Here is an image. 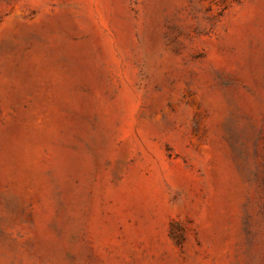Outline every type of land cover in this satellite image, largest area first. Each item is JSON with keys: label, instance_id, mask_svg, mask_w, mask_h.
<instances>
[{"label": "rangeland", "instance_id": "obj_1", "mask_svg": "<svg viewBox=\"0 0 264 264\" xmlns=\"http://www.w3.org/2000/svg\"><path fill=\"white\" fill-rule=\"evenodd\" d=\"M0 264H264V0H0Z\"/></svg>", "mask_w": 264, "mask_h": 264}]
</instances>
